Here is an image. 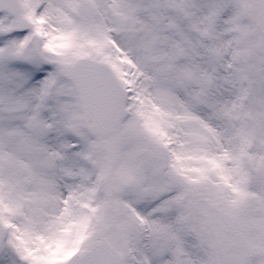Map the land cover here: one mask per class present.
Returning <instances> with one entry per match:
<instances>
[{
	"label": "snow or ice",
	"instance_id": "6c2138e0",
	"mask_svg": "<svg viewBox=\"0 0 264 264\" xmlns=\"http://www.w3.org/2000/svg\"><path fill=\"white\" fill-rule=\"evenodd\" d=\"M0 264H264V0H0Z\"/></svg>",
	"mask_w": 264,
	"mask_h": 264
}]
</instances>
